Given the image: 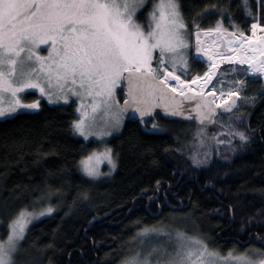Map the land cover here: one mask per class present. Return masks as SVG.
Returning a JSON list of instances; mask_svg holds the SVG:
<instances>
[{"label":"trees","instance_id":"obj_1","mask_svg":"<svg viewBox=\"0 0 264 264\" xmlns=\"http://www.w3.org/2000/svg\"><path fill=\"white\" fill-rule=\"evenodd\" d=\"M180 2L189 23L207 8L198 18L202 28L214 26L221 17L213 5L225 10L223 24L229 31L234 23L249 35L253 17L264 23L260 0H249L252 16L242 0ZM146 15L138 13L142 23ZM190 68L194 76L207 67L191 57ZM234 77L227 75L224 85ZM243 92L248 99H243L239 115L245 119L237 126L247 130L250 140L241 144L236 138L235 152L219 146L207 165L196 167L190 156L205 149L197 148L194 122L171 121L160 114L144 124L126 118L121 132L105 143L116 169L101 179L81 169L80 161L102 146L74 133V104L41 101L36 112L0 120V207L9 208L0 217L6 224L25 206L31 211L50 203L55 209L28 225L17 262L121 264L143 228L199 236L221 256L264 250V83L248 77ZM149 121L157 124L156 130H148ZM49 191L50 198L42 199L41 193ZM5 233L0 226V238Z\"/></svg>","mask_w":264,"mask_h":264},{"label":"snow or ice","instance_id":"obj_2","mask_svg":"<svg viewBox=\"0 0 264 264\" xmlns=\"http://www.w3.org/2000/svg\"><path fill=\"white\" fill-rule=\"evenodd\" d=\"M242 6L253 15L249 0H242ZM212 7L221 17L214 26L202 28L198 18L207 14V8L197 11L189 23L180 0H0V117L20 109H39V100L24 101L21 94L28 89L38 90L50 104H67L75 97L80 116L72 129L88 139L119 130L129 108L144 124L145 116L162 107L170 116L197 122L194 139L197 148L205 150L191 154L196 167L207 165L220 145L234 152L236 138L241 144L250 140L247 130L237 126L245 119L238 105L248 77L264 78V35L257 36V31L264 33V23L253 17L250 36L234 23L229 31L223 24L225 10ZM144 12L146 23L138 16ZM208 36H213L211 42L204 39ZM193 39L197 57L207 60V70L194 76L188 53ZM42 46L47 55L41 54ZM224 63L247 65L239 69L243 75L228 81L227 89L224 78L238 68L222 69ZM182 75L191 78L182 79ZM122 80L127 82L123 106L115 94ZM190 101L195 103L185 106ZM225 114L226 120L219 119ZM149 123V131L157 129L156 123ZM209 125L219 126L211 135L212 145L206 144ZM104 161L115 169L110 148L82 159L81 169L96 179L103 174L100 165ZM50 195V191L41 193V198ZM81 195L88 198L87 193ZM54 210L50 203L31 211L25 206L6 224L0 217V226L6 228L0 238V264H17L28 225ZM8 211L7 206L0 207V213ZM137 236L141 238L138 250L121 264H264L262 249H253L252 255L230 251L225 257L199 236L179 230L173 234L143 228ZM147 236L167 237L174 242L172 251L163 244L144 250L142 238Z\"/></svg>","mask_w":264,"mask_h":264},{"label":"rangeland","instance_id":"obj_3","mask_svg":"<svg viewBox=\"0 0 264 264\" xmlns=\"http://www.w3.org/2000/svg\"><path fill=\"white\" fill-rule=\"evenodd\" d=\"M250 35H251V32L247 36H250ZM261 35H264V33H261L259 31H257V36L259 37ZM204 39L206 41H208V42H211L213 40V36H208V37H206ZM224 43L226 44L227 41L225 40ZM192 44H193V49H192L193 53L191 52V48L188 50V53H189V68H190V58L191 57H193L196 61H199V62L203 63L207 67L206 57H202V56L201 57H197V54L195 53V50H194V47H195L194 39L192 41ZM44 48H45V46H42L41 47V54L42 55H47V52L44 51ZM220 50H223V49H220ZM154 64H155V61H154ZM226 65H229V64L224 63V64L221 65V68L223 69ZM231 67L238 68V72L237 73H233L235 76H237V75H243V73L240 72L239 69L246 68L247 65H231ZM206 70H207V68H206ZM249 77H252V76H249ZM258 78L261 79L263 81V83H264V78H260V77H258ZM182 79H187V78L182 75ZM213 83H215V80L213 81ZM223 87L225 89H227L229 87V84L227 83V84L223 85ZM243 93L244 92L242 91V93H241V101H243V99H244V96H243L244 94ZM115 94H116V98L119 101L120 105L123 106V102L125 100V85H124V80H122L120 82V85L117 87ZM21 95L23 96L24 101L26 103H31V102H33L35 100H39V102L45 101L49 105H58V104H60V105H69V104H74L75 107H76V110L79 107V102L76 101V98L75 97H72L70 99L69 103H67V104L63 103L62 101L59 102V103H51L50 104V103H48V101H47L46 98L41 97L39 91L36 90V89H28L24 93H22ZM34 96H36L35 99L34 100H31V98H33ZM40 108H41V104H40ZM39 109H36V110H32V109H20L16 113L12 114L11 116L0 117V120H4V119H7V118H11V117H13V116H15V115H17L19 113H22V112H36ZM77 113H78V118H79V116H80L79 111H77ZM125 120H126V117L124 116L123 117V121H122V126L119 128V130H113L111 135L103 136L102 138L101 137H97V136H89L88 139H85L84 137H82L80 135L79 136L81 138H83L87 142H90V141L91 142H96L98 145H101L102 148L100 150H96L95 152H97V153L103 152L104 149L107 148V146L105 145V143L109 139H111L113 136L118 135L121 132V130H122L123 126H124ZM212 126H214V125H212ZM212 126H208V128H207L208 137H206V139H207L206 140V144L210 143L209 141L211 140V135L214 134V133H216L218 131V127H219L218 125L216 127L214 126L212 129H209V127H212ZM196 128L197 127L195 125V130H196ZM220 147H222V149H224V146L223 145H220ZM115 169H116V167H115ZM115 169L114 170L113 169H110V165L107 163V161L102 162L101 165H100V172L103 173V174L101 176H99L97 179H101L104 176H107V175L112 174L115 171ZM35 220H38V219H35ZM33 222H36V221H33ZM163 230L166 231V232H171L173 234L175 233V230H173V229H167V228H165ZM140 239L141 238H138L137 240H135V242L132 245V249L130 250V252L128 254V257H130L135 251L138 250L139 240ZM142 239L144 240V244H143V249L144 250H147L148 248H150L152 246H155V245L163 244V246L166 247L168 249V251H172V246H173V243L174 242L168 241L167 237L161 236L159 238H156L155 236H147V237H143ZM245 254L252 255V252L251 253H248L247 252ZM233 255H236V254L233 253ZM237 255H239V254H237ZM17 264H19V263L17 262Z\"/></svg>","mask_w":264,"mask_h":264},{"label":"water","instance_id":"obj_4","mask_svg":"<svg viewBox=\"0 0 264 264\" xmlns=\"http://www.w3.org/2000/svg\"><path fill=\"white\" fill-rule=\"evenodd\" d=\"M124 83H125V88H126V93H127V82L124 80ZM194 103H195L194 101L186 102L185 106H187V104H194ZM123 105H124V102H123ZM156 114H160L164 119L171 120V121H173V120L180 121V122L194 121L197 124V122L195 120H188V119H185V118L179 117V116H175V117L174 116H170V115L165 113V111H164V109L162 107L155 108L153 113H152V115L151 116H145L144 120L150 119V118L154 117ZM124 115L130 121H140L139 115L138 114H134L133 111L130 108L124 113ZM209 126H212V125H209Z\"/></svg>","mask_w":264,"mask_h":264},{"label":"flooded vegetation","instance_id":"obj_5","mask_svg":"<svg viewBox=\"0 0 264 264\" xmlns=\"http://www.w3.org/2000/svg\"><path fill=\"white\" fill-rule=\"evenodd\" d=\"M191 70H192V69H190V71H191ZM242 104H243V101H241V102L239 103L238 107L241 108ZM234 111H235V110H234Z\"/></svg>","mask_w":264,"mask_h":264},{"label":"bare ground","instance_id":"obj_6","mask_svg":"<svg viewBox=\"0 0 264 264\" xmlns=\"http://www.w3.org/2000/svg\"><path fill=\"white\" fill-rule=\"evenodd\" d=\"M193 87H196L195 85H193Z\"/></svg>","mask_w":264,"mask_h":264}]
</instances>
